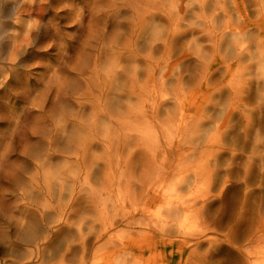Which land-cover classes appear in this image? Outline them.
<instances>
[{"label":"clouds","instance_id":"obj_1","mask_svg":"<svg viewBox=\"0 0 264 264\" xmlns=\"http://www.w3.org/2000/svg\"><path fill=\"white\" fill-rule=\"evenodd\" d=\"M206 3L0 0V264H264V0Z\"/></svg>","mask_w":264,"mask_h":264},{"label":"rangeland","instance_id":"obj_2","mask_svg":"<svg viewBox=\"0 0 264 264\" xmlns=\"http://www.w3.org/2000/svg\"><path fill=\"white\" fill-rule=\"evenodd\" d=\"M219 1V3H221L219 6H221L223 3L224 8L227 10L229 9V5L227 3V0H217ZM53 2L55 3V0H53ZM209 4L214 5L215 0H208ZM109 0H95V7L96 9L99 11L100 13V18L104 19L108 17V13L104 11V9H106L109 5ZM212 5L208 6V14L210 15L211 11L213 10ZM64 7H71L72 6V0H64ZM48 6L45 5V8H47ZM217 12H219V18L224 17V13L221 12L219 9H217ZM58 18L60 19H68V15L65 11H60L58 14ZM236 22V18L233 15L232 19H231V23H235ZM216 23V22H215ZM217 24V23H216ZM32 59H36L37 57H31ZM41 59H48L49 57L47 56H41L39 57ZM248 58H245V62L247 61ZM21 87H23V81H21L20 84ZM7 109L6 111H2L0 112V119H8V120H15L17 118V112L15 110L12 109L10 103H9V98L7 96H0V109ZM21 119H23V116L20 117ZM6 135V133H5ZM100 145L96 144L93 146V149H99ZM0 199H3L2 196H0ZM158 251H160L161 253H163L164 257L166 258V264H181L182 260L184 258H186L187 253L184 252L182 255L181 252L179 251V248L177 245L173 244L172 246H163L162 244H158L157 245ZM145 255H147V252H145ZM180 255V256H179ZM22 256L19 252H17V260H21ZM157 264H159V262H157Z\"/></svg>","mask_w":264,"mask_h":264},{"label":"bare ground","instance_id":"obj_3","mask_svg":"<svg viewBox=\"0 0 264 264\" xmlns=\"http://www.w3.org/2000/svg\"><path fill=\"white\" fill-rule=\"evenodd\" d=\"M222 1H224V0H222ZM221 3H219V1H217V0H215V3H214V5H212V4H209L208 3V0H207V3L204 5V10H205V13L206 14H208V6L209 5H212V7H213V10L215 9L216 11H217V9H221V6L224 8V3L221 5V6H219ZM109 5V4H108ZM225 9V8H224ZM212 10V11H213ZM225 10H227V8L225 9ZM212 11H211V13H212ZM221 12H223V11H221ZM211 13H210V15H211ZM224 13V12H223ZM209 15V14H208ZM228 17L225 15V13H224V17H222V19H221V17L219 18V15H217V16H215V22L217 23V25H221L222 23H223V21L224 20H226ZM105 19V18H104ZM8 27H10V25L8 26ZM4 35V33L2 32V31H0V37H2ZM261 47H264V45H262ZM245 58H248V57H244V61H245ZM98 103H99V105L101 106V108L103 109V108H105V107H107V101H106V99L102 96V97H100L99 98V100H98ZM104 117H101V119H103ZM97 134L99 133V128H97ZM59 141V137H56V138H54V142H58ZM94 145H96V144H90L89 146H88V150L90 151L91 149H93V146ZM133 159H136V157H134ZM163 245V244H162ZM164 246V245H163ZM172 246V245H171ZM180 255H182V254H180ZM179 255V256H180Z\"/></svg>","mask_w":264,"mask_h":264}]
</instances>
